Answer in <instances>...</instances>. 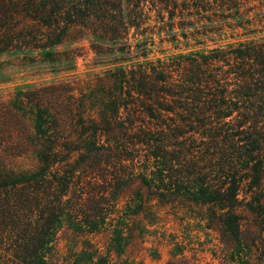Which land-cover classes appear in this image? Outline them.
Here are the masks:
<instances>
[{
    "label": "trees",
    "instance_id": "1",
    "mask_svg": "<svg viewBox=\"0 0 264 264\" xmlns=\"http://www.w3.org/2000/svg\"><path fill=\"white\" fill-rule=\"evenodd\" d=\"M258 1L264 7V0H0V77L6 65L67 74L86 49L104 68L87 82L60 77L0 94V264H50L67 224L89 233L108 227L123 255L128 223L107 219L135 177L124 161L137 145L156 149L149 187L207 207L225 259L264 264V39L133 63L161 37L160 22L173 39L194 35L176 31L188 15L239 28ZM192 141L204 146L199 158L164 147ZM84 261L111 264L95 255Z\"/></svg>",
    "mask_w": 264,
    "mask_h": 264
},
{
    "label": "rangeland",
    "instance_id": "2",
    "mask_svg": "<svg viewBox=\"0 0 264 264\" xmlns=\"http://www.w3.org/2000/svg\"><path fill=\"white\" fill-rule=\"evenodd\" d=\"M254 4L256 8L246 12L244 20L238 21L245 22L249 18L251 22L239 28L233 26L236 21L231 19L196 23L188 15L176 20L177 27L183 28L176 29L177 32L183 30L194 34L187 38H171L167 35L171 26L163 28L160 22L157 28L162 27L161 37L156 35L154 42L142 47L147 48L146 58L134 59L133 63L166 61L181 54L226 48L246 39H264V7L260 6L259 1ZM83 52L76 69L60 76L6 65L5 74L0 77V94L7 96L18 87L50 82L60 77L87 82L104 68L97 64L93 53L87 49ZM6 60L10 59L5 57ZM172 144H165L164 147L167 146L172 155H182L185 160L189 158L187 150H196L194 154L197 158L204 152V146L199 142ZM155 150L154 146L137 145L130 147L126 154L124 164L135 177L123 188L118 204L119 213L107 219L112 222L111 219L115 218L116 222L122 217L128 223L125 235L130 242L123 255L115 253L108 227L89 233L76 231L67 224L59 231L53 244L50 264H83L86 258L93 255L107 257L111 264H231L230 259L224 257L225 248L221 244L220 234L208 226L207 207L196 205L179 194H170L162 189L164 186L161 184L149 187L152 171H155L157 164L153 157Z\"/></svg>",
    "mask_w": 264,
    "mask_h": 264
}]
</instances>
